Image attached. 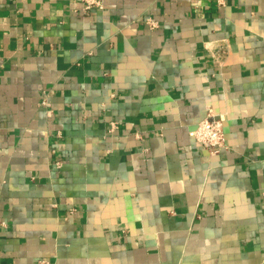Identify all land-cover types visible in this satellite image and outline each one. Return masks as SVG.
<instances>
[{"label":"crops","instance_id":"0c3cea01","mask_svg":"<svg viewBox=\"0 0 264 264\" xmlns=\"http://www.w3.org/2000/svg\"><path fill=\"white\" fill-rule=\"evenodd\" d=\"M263 186L264 0H0V264H264Z\"/></svg>","mask_w":264,"mask_h":264},{"label":"built area","instance_id":"2783aa9c","mask_svg":"<svg viewBox=\"0 0 264 264\" xmlns=\"http://www.w3.org/2000/svg\"><path fill=\"white\" fill-rule=\"evenodd\" d=\"M83 4V8L86 11L93 9H103L105 6L106 0H79ZM146 23L150 28L159 27V22L152 18L148 17ZM43 104L49 105L48 99L44 98ZM224 119L223 117H217L213 113H210L207 117L202 119L191 131V135L201 143L211 154L219 153L223 148L226 147V133L224 128ZM116 128V122L112 121L110 125V131H114ZM58 137H61V132L57 134ZM61 159H57L55 165L61 167L63 165ZM263 199H264V186H263Z\"/></svg>","mask_w":264,"mask_h":264}]
</instances>
